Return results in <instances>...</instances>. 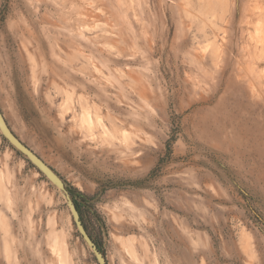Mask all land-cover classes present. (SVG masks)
<instances>
[{"label": "rangeland", "instance_id": "1", "mask_svg": "<svg viewBox=\"0 0 264 264\" xmlns=\"http://www.w3.org/2000/svg\"><path fill=\"white\" fill-rule=\"evenodd\" d=\"M0 109L108 264H264V0H0ZM0 264H98L1 131Z\"/></svg>", "mask_w": 264, "mask_h": 264}, {"label": "water", "instance_id": "2", "mask_svg": "<svg viewBox=\"0 0 264 264\" xmlns=\"http://www.w3.org/2000/svg\"><path fill=\"white\" fill-rule=\"evenodd\" d=\"M0 131L3 136L22 153L42 174H44L64 195L67 200L69 209L73 216L74 223L78 229L84 242L94 253L98 264H108L104 254L101 252L97 244L94 242L89 232L87 231L81 214L77 208L72 195L69 193L63 179L51 168L40 156H38L33 150H31L26 144H24L13 132L7 123L1 109H0Z\"/></svg>", "mask_w": 264, "mask_h": 264}, {"label": "trees", "instance_id": "3", "mask_svg": "<svg viewBox=\"0 0 264 264\" xmlns=\"http://www.w3.org/2000/svg\"><path fill=\"white\" fill-rule=\"evenodd\" d=\"M73 200L75 201V203H76V205H77V208H78L80 214L82 215L81 208H80V205H79L78 201H77L74 197H73ZM81 218H82V221H83L84 225L86 226L85 221H84V217L81 216ZM86 228H87V227H86Z\"/></svg>", "mask_w": 264, "mask_h": 264}]
</instances>
